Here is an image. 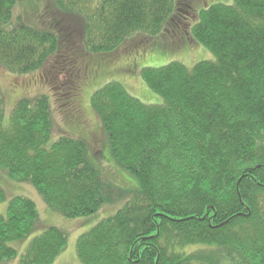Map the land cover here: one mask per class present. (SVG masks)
Returning <instances> with one entry per match:
<instances>
[{"label": "trees", "instance_id": "1", "mask_svg": "<svg viewBox=\"0 0 264 264\" xmlns=\"http://www.w3.org/2000/svg\"><path fill=\"white\" fill-rule=\"evenodd\" d=\"M21 1L0 0V73L29 76L57 51H71L90 66L77 83L80 95L95 73L88 56L143 37L123 53L126 70L136 52L150 51L137 49L140 44L177 46L166 36L175 28L178 39L199 43L214 59L144 67L142 80L162 103H145L118 81L104 84L91 96L96 132L77 129L86 120L69 92L67 123L59 120L79 137L53 139L55 110L44 94L18 100L6 123L0 89V179L4 172L32 184L50 209L76 218L105 209L110 196L101 172L135 178L115 212L79 236L82 264H264V0L213 3L195 23V0H40L50 7L38 9L40 21L31 26L17 14ZM27 2L36 12L34 1ZM39 221L31 198L9 201L0 214V264L18 256L14 243L32 235ZM67 244V232L47 227L20 262L53 264Z\"/></svg>", "mask_w": 264, "mask_h": 264}, {"label": "rangeland", "instance_id": "2", "mask_svg": "<svg viewBox=\"0 0 264 264\" xmlns=\"http://www.w3.org/2000/svg\"><path fill=\"white\" fill-rule=\"evenodd\" d=\"M28 1L30 2V4L32 3V1H34L32 6L33 8L37 7L36 12H33L31 5L27 4V0H22V3L19 2L18 6L16 5V11L18 15H23L24 17H26V19L30 23L23 17L22 21L28 26H31V22L33 24H36L40 21L39 16L37 15L38 9H43L44 11V9L47 7L45 9L47 10L50 5L46 6L48 1L45 2V5L44 2L40 0ZM195 2L197 17L193 16L191 19V23H195L199 19L200 11L206 6L217 2L230 5L233 4L234 0H206V5L205 2H202L201 0H195ZM41 15L42 17L44 16L43 14H40V16ZM175 30L177 33L173 30H170L166 34V36L170 40L176 41L177 46H172L174 45V43L168 45L165 41V37L163 36L158 39V43L163 44L162 41L166 42L164 43L166 47L149 49L150 44H140L137 49H146L150 51L146 53H138L139 51L136 52L135 59L128 60V62H133L127 66L126 70L122 69L121 67L124 66V63L129 57L127 58L126 56H123V53L131 48L133 52L136 45L144 42L143 37H134L133 39L126 41L110 54L88 56V59H93L91 60V66L95 69V73L91 78H88V80H86L84 85L81 86L80 95L78 94L76 88V86L79 85V79L75 78L74 76L76 67L72 64V66L75 67L72 70L71 65L67 64L65 61V59L67 60L68 58H74V54L76 55V53H72L71 51H69L67 54H60L58 53L59 51H57L50 58V60L42 70H39L37 73L31 74L29 76H14L11 73H0V89L3 95L5 94L4 97L6 101L5 122L7 123L9 121L11 111L18 100H20L21 98L35 99L38 96L44 94L45 96L49 97L50 106L52 105L55 110V113L52 112V119L55 122L53 139H57L61 134H70L72 136L79 137L78 135H76V133L73 134L72 131H69L60 123V120L63 123H67L66 115L63 112H65L67 108L72 107V105L68 104L66 99L69 98V95H71L69 92H74V101L77 100V105L81 108L82 114L86 120L85 124H83L82 126L83 128L78 127L77 129L83 134L91 132V130H95L96 132L97 129H100V123L98 118L94 114L93 109L90 108L91 96L94 91L111 81H118L122 83L132 95L136 96L145 103H162V97L151 91L144 84L141 77V71L144 67H161L174 60L182 61L188 67H192L194 64L201 60L214 59V55L207 48L199 45V43L197 44V42L194 41L196 44L195 45L190 40H184L181 37L180 39H178L180 28H175ZM119 69L121 70V72L118 73V71H120ZM40 75L43 76L44 80L39 79ZM108 75L113 76L110 77ZM104 77L107 78L104 79ZM80 81L82 82L83 79H81ZM22 89L24 91L21 93ZM29 92L36 95L30 94ZM87 124L88 126H86ZM92 134L93 133H91V136ZM103 158L105 159V162L108 163V166L112 165L113 160L109 153V149L104 148ZM96 160L98 163L97 158ZM120 172V177L122 180L124 179L123 181L112 178L108 175V172H101L102 179L108 185V188L106 190L108 192V195L110 196V199L106 201L107 204L105 206V209L101 211L100 215H96L93 217L76 218H68L58 212L53 211L44 203L41 195L32 184L15 182L3 172L6 177H2L0 179V185L6 192V200L0 202V214L6 213L9 201L13 197L24 195L36 202L40 214V221L38 228L32 235L21 242L14 243L18 249V256L12 261L4 262L2 264H21L20 256L28 246L29 242L35 236L39 235L45 228L50 226L59 227L68 233L67 247L65 251L56 258L53 264H82L80 259L78 258L76 251V244L79 236L84 232L89 231L99 221H101L103 217L109 216L115 212V210L125 200V197L123 196L121 191H133L136 187V180L131 174L122 170H120Z\"/></svg>", "mask_w": 264, "mask_h": 264}, {"label": "flooded vegetation", "instance_id": "3", "mask_svg": "<svg viewBox=\"0 0 264 264\" xmlns=\"http://www.w3.org/2000/svg\"><path fill=\"white\" fill-rule=\"evenodd\" d=\"M180 17H183V15H180ZM74 56H75V54H74ZM66 61L69 65H71L72 70H73L72 64L75 65L76 71L74 73V76H75V78L79 79L78 81H80L82 79L83 75L88 74L90 66L88 65L86 60L83 59L82 56L76 54V56L74 58H68ZM93 71H94V69H93ZM39 79L44 80L42 75H40Z\"/></svg>", "mask_w": 264, "mask_h": 264}]
</instances>
